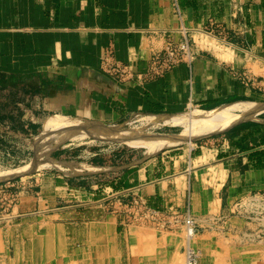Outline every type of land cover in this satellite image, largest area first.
<instances>
[{
    "label": "crops",
    "instance_id": "crops-1",
    "mask_svg": "<svg viewBox=\"0 0 264 264\" xmlns=\"http://www.w3.org/2000/svg\"><path fill=\"white\" fill-rule=\"evenodd\" d=\"M173 1L0 0V137L35 138L39 115L117 127L131 115L168 117L236 102L263 103L264 0H176L182 20L174 13ZM210 22L217 33L205 31ZM185 35L191 43V59L161 75L148 73L151 54L161 50L167 39L178 43ZM105 48L112 49L117 61H134L142 75L124 84L105 74L101 69ZM255 111L249 120L223 132L178 143L160 141L156 152L127 141L105 148L88 145L78 155L70 153L74 159H84L81 172L28 177L37 178L41 194L48 187L49 196L45 201L30 197L29 205L18 210L47 208L50 214L44 220L53 225H45V242L34 238L28 243L33 263L42 261V253L60 252V232L66 224L53 220L68 209L96 215L84 222L89 229L82 235L83 244L90 251L80 250L79 258L103 261L110 250L104 247L111 246V253L115 247V255H125L134 264L133 232L117 233L125 224L108 212V202L119 206L141 199L155 209L188 212L198 221L200 198L202 214L211 219L215 204L226 209L237 198L264 193V116L263 111L256 115ZM51 156L62 159L56 152ZM229 221L238 222L239 231L246 228L240 220ZM108 228L118 235L112 236L115 242L104 236ZM3 248L0 229V257ZM165 253L159 249L160 262ZM238 256L240 264H264L259 245ZM68 259L62 255L63 264Z\"/></svg>",
    "mask_w": 264,
    "mask_h": 264
},
{
    "label": "rangeland",
    "instance_id": "rangeland-1",
    "mask_svg": "<svg viewBox=\"0 0 264 264\" xmlns=\"http://www.w3.org/2000/svg\"><path fill=\"white\" fill-rule=\"evenodd\" d=\"M172 5L175 15L179 20H182L183 12L178 1L174 0L172 2ZM204 27L205 31H208L210 33L213 32L212 30H216V33L218 32V28L216 27V25L211 22L209 25H204ZM213 27L215 29H213ZM185 39L186 42H188V52L191 53V43L186 35L184 36L183 40L178 43L173 42L171 39H167L164 43L163 48L169 42H173L174 44L179 45L184 42ZM259 104L261 105L260 108L264 107V102ZM262 116H264V111L261 117ZM50 117L52 116H37V119L39 121V129L37 135H35V138L33 139L23 137L17 138L16 141H14V138L12 137H0V174L8 172L7 170L13 173L12 176L8 175L7 179H0V229L3 232L4 244V252L1 253L0 264H24L25 261H31L33 263L34 256L32 254L33 252L31 253V250L33 248H31V244L28 243H32L34 238L40 239L41 242H45L43 241V239L46 238L45 235L47 234L46 232H44L46 231V226L48 224L53 226L51 224L52 221L50 223L45 222L44 220L45 217L50 214L48 213L47 210L49 209L47 208H36L31 212L27 210V213H21V209L25 208L20 207L21 209L18 210V206L20 205H29L27 199L30 197L34 196L35 198H41L45 201L46 197L49 196V193L47 192L48 187L44 188L45 192L43 195L41 194L40 188H36L37 178H27L33 175L34 177H38L39 175L53 173L55 171H65V173H73L72 171L68 172L65 169L57 168L54 165H51L49 167H38L36 170L30 171V167L32 166V164L37 161L41 166L43 162L53 161L55 163L63 164V167L67 169L69 166L81 163L84 160L83 158L74 159L75 157H73V155L80 154V152L88 145L92 148H97L96 145H100L98 146L100 148H105L108 145H117L122 143L123 141L118 139L115 140L113 135L107 139L101 138L92 133L91 135L85 136L81 139L66 140L52 149L48 154L39 157V144L37 148V143L39 142L38 139L41 138L44 131V126L47 123L46 120ZM144 117L146 116L131 115L122 120L117 125V127H114V131L118 132L126 129H132L140 132V136L144 137L145 139L159 140L160 137H163V134L179 135L187 128L186 123L181 124L182 126H168L166 124H162L158 126L145 127L143 121ZM257 119L261 118L257 116ZM81 121L88 123L89 127L92 125L91 128H94V125H97L94 130L96 128L97 130L113 128L109 125H100L99 123H95L92 120ZM10 123H12L13 125L18 124V122L16 121ZM127 142L130 146L138 148L140 147V150L147 149L142 145L129 141ZM70 148L71 150H68ZM160 149L161 148H157L154 151L156 152ZM62 151H67L69 155L65 156L64 154H62ZM53 152H56V154H60V156L62 155L60 157L62 159L57 161L56 158L51 156ZM70 153H72L73 155H70ZM18 171L21 173L18 174ZM22 193H25V196H22ZM37 193H39V195H37ZM253 197L254 199H252ZM136 201L138 204L135 203ZM257 201H263L262 203L264 204V193H251L246 195V197L237 198L235 199L234 203L226 209H223L219 205L215 204L212 207L213 216L210 219V217H207V214H202L203 198H200L198 199V221L188 212L186 214L176 209L171 211L155 209L153 207L146 206L147 204L142 202L141 199H132L128 203L122 202L119 206H116V201H114L113 204H110V202H108L107 206L108 212L111 214L112 212H114L113 215H117L118 217H120V223L124 222L125 224H120V229L117 233L121 234V232L123 231H127L128 233L133 232L132 234L135 238V245H132L131 248L133 252L136 253V262L134 264H154V262L155 264H185L184 261L186 260V257H188V254H186V250L188 249L193 250L195 255H197L198 264H240L241 261L239 259V256H236L242 254L244 249L249 246H253L255 244L259 245L260 238L258 237V235L261 234L260 232L264 233V226L260 224V221H255V217L257 216H260L261 218L264 217V207L263 205L256 204ZM188 203L189 205H191L190 203H192V200L188 199ZM69 204L71 205V203H68V205ZM246 204L249 209L245 206ZM62 206L63 205H61V207ZM147 208H149V210L155 211L157 214L152 215V217H144V215L147 214ZM251 208L256 209V212H253V209ZM57 215L58 217L53 220V223L57 224L64 222L66 224V230H61L62 232L59 231L62 239H60L61 237L59 238L61 245H59L57 248L60 249L59 253L62 252V255L77 259L76 264H87L88 261L89 264H132L131 262H128V259L125 255L121 257L120 251L123 248L121 246L119 247L118 252L120 254L119 257L115 255V247L113 248V253H111V246H107L104 248H109L110 250L109 252L104 254L105 256H103V261H94L89 259L85 261L84 256L83 258H79L80 250L85 249L86 247L89 249V246H84L83 244L84 239L82 238V235H84V233L89 229V225L86 227L84 222L86 221V218H91L90 220H92V218H95L96 215H94V213L92 212L79 213L74 209H68L62 214L57 213ZM188 215L193 217L196 221L195 235L192 238H189L187 236V231L184 227V222ZM229 218H232V220H240L241 222H244L246 228H240L239 231V224H237L238 222H230ZM88 221L89 220H87V222ZM209 221H211V223ZM134 227L136 228L134 229ZM124 228L126 229L124 230ZM137 228H145V230L147 229L148 232H141V230ZM54 233H57V231L55 230ZM104 233L106 234L105 236L109 237L111 241L113 240L112 242L116 241V237L112 238L114 234L115 236H118L114 230L108 228ZM232 240L234 242H232ZM216 242L219 246L216 245ZM149 246L150 248H148ZM33 247L36 249L38 248L34 245ZM124 248L126 249V247ZM136 249L140 253L139 255ZM140 249L142 250L140 251ZM159 249H162L164 252L166 251L165 257H161V262L158 260L160 258ZM146 250H148V252L149 250L153 252L148 253ZM40 253H35L36 257H39ZM59 253L57 252L49 256L45 255V253H42V261H40L39 264L63 263V260H61L62 255ZM175 253L177 256L175 255ZM227 254L228 256H226ZM178 255H181L182 257L180 256L179 258ZM179 259L180 261L178 263Z\"/></svg>",
    "mask_w": 264,
    "mask_h": 264
},
{
    "label": "bare ground",
    "instance_id": "bare-ground-1",
    "mask_svg": "<svg viewBox=\"0 0 264 264\" xmlns=\"http://www.w3.org/2000/svg\"><path fill=\"white\" fill-rule=\"evenodd\" d=\"M260 107H261V105L257 104V103L236 102V103L221 106V107H218L216 109L209 110V111L195 110V111H191L187 114L168 116V117H163L161 115L160 116L147 115L146 117L143 118L145 127L146 126H158V125H162V124L181 125V124L186 123L187 128L179 135V138H175V139H171V140H169L170 138H167V139L159 138V140L145 139L144 137L140 136V132H137V131L132 130V129H126V130H122V131H118V132L114 131L115 130L114 127H113L114 129L113 128H105V129L100 128L101 130H97V128H96L94 130V128L97 127V125H94L95 127L91 128L92 125L89 127L88 123L82 122L81 120H79L77 118L75 119V118L65 117V116H56V117L51 118L44 128L43 134L40 138L39 157H42L43 155L48 154L52 149H54L56 146L60 145L62 142L66 141V140L81 139L85 136L91 135L92 133L96 134L97 136H99L101 138H107V139L113 135L115 140L118 139V140H123V141H129V142L144 146L145 148H147L148 151H154L159 146H161V144H164L166 142L178 143V141L182 142L185 139L189 140V139L200 137L203 135L217 133V132H219L225 128L232 126L233 124L237 123L239 120H243V119L252 117L254 111L259 109ZM160 141L162 142L161 144H159ZM80 164L81 163L73 164V165L69 166L68 168L72 169V172L76 174L78 172H81L83 167H84L83 165H80ZM51 165H54L55 167L60 168V169H65V170L68 169V168L67 169L64 168L63 164L55 163L53 161L43 162L42 166H40V167H49ZM7 171L8 172H6V173L1 172L2 174H0V179H5L8 177V175L12 176L13 173L10 172L9 170H7ZM20 171H22V170H20ZM19 173H21V172L18 171V174ZM252 199H254V197ZM262 202L257 201L256 204L264 205ZM255 221H258V222L260 221V224L262 226H264V224H263L264 223V217L261 218L260 216H257V217H255ZM260 233L261 234L258 235V237L260 238L259 239L260 240L259 246H260V249L264 250V233H262V232H260ZM189 235H190V237H192L190 230H189ZM219 241H220V239H219ZM232 242H234V241L232 240ZM236 244H238V243H236ZM216 245H218L217 242H216ZM135 247H137V246H135ZM225 247H227V246H225ZM148 248H150V246ZM137 249H136V251H137ZM141 250L142 249H140V251ZM184 250H186V249H184ZM188 250H186L187 251L186 254H192V252H191L192 250L191 249L189 251ZM146 251L148 252V250H146ZM150 252L152 253L153 251L149 250L148 253H150ZM226 252H227V250H226ZM139 254L140 253L138 252V255ZM175 255H176V253H175ZM180 256H179V258H180ZM226 256H228V254ZM179 261H180V259L178 260V263H179ZM184 262H185V264H198L196 259L189 258V257H186V260ZM76 263H77V260H75L74 258H69L65 262V264H76ZM24 264H39V263L35 262V263H24ZM87 264H89V261ZM154 264H155V262H154ZM179 264H182V263H179Z\"/></svg>",
    "mask_w": 264,
    "mask_h": 264
},
{
    "label": "built area",
    "instance_id": "built-area-1",
    "mask_svg": "<svg viewBox=\"0 0 264 264\" xmlns=\"http://www.w3.org/2000/svg\"><path fill=\"white\" fill-rule=\"evenodd\" d=\"M187 44L188 42H186V39L184 40V42H182L179 45L174 44L173 42H169L166 44V46L163 49L152 53V56L149 60L150 66L148 69V73L162 74L165 71L171 69L176 64L182 61L190 60L192 56L191 53L188 52ZM101 69L105 74L112 77L114 80L124 84L127 83L132 84L134 83V81H136V79H138L142 75L135 70L134 61H129L127 63L117 61L113 55L112 49L110 48L104 49L102 53ZM135 203L138 204L137 201ZM245 206L248 208L247 204ZM147 209H148L147 214H145L144 217H148V216L152 217V215L157 214L155 211L149 210V208ZM253 212H256V209H253ZM184 227L187 231V236L189 238H192L195 235V230H196L195 219L188 215V217L185 219ZM189 230L192 237H190L189 235ZM191 252L192 254H188V257L194 258L197 261V255H195L193 250Z\"/></svg>",
    "mask_w": 264,
    "mask_h": 264
},
{
    "label": "water",
    "instance_id": "water-1",
    "mask_svg": "<svg viewBox=\"0 0 264 264\" xmlns=\"http://www.w3.org/2000/svg\"><path fill=\"white\" fill-rule=\"evenodd\" d=\"M262 111H264V107H262V108H259V109H257L256 111H255V115L257 114V113H260V112H262ZM251 117H249V118H246V119H243V120H239L238 122H241V121H244V120H249ZM236 124V123H235ZM234 125V124H233ZM232 125V126H233ZM231 127V126H230ZM229 128V127H228ZM228 128H225V129H223V130H221V131H219V132H223V131H225V130H227ZM212 134H214V133H212ZM203 136H205V135H203ZM200 137H202V136H200ZM169 138H172V139H175V138H179V136H174V137H169ZM184 141V140H183ZM41 166H42V164H41ZM38 167H40V164L37 162V161H35V163H33L32 164V166L30 167V171H34V170H36ZM7 179V178H6Z\"/></svg>",
    "mask_w": 264,
    "mask_h": 264
},
{
    "label": "trees",
    "instance_id": "trees-1",
    "mask_svg": "<svg viewBox=\"0 0 264 264\" xmlns=\"http://www.w3.org/2000/svg\"><path fill=\"white\" fill-rule=\"evenodd\" d=\"M46 122V121H45Z\"/></svg>",
    "mask_w": 264,
    "mask_h": 264
}]
</instances>
